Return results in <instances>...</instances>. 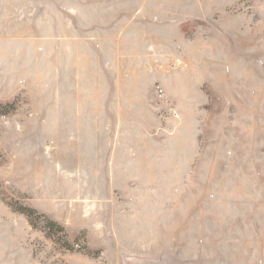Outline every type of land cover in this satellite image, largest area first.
<instances>
[{
    "label": "rangeland",
    "instance_id": "374dc122",
    "mask_svg": "<svg viewBox=\"0 0 264 264\" xmlns=\"http://www.w3.org/2000/svg\"><path fill=\"white\" fill-rule=\"evenodd\" d=\"M0 264H264V0H0Z\"/></svg>",
    "mask_w": 264,
    "mask_h": 264
}]
</instances>
